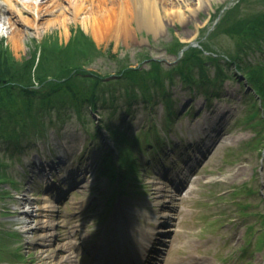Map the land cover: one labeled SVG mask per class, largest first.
<instances>
[{
	"label": "rangeland",
	"instance_id": "obj_1",
	"mask_svg": "<svg viewBox=\"0 0 264 264\" xmlns=\"http://www.w3.org/2000/svg\"><path fill=\"white\" fill-rule=\"evenodd\" d=\"M152 1L159 11L158 30L137 28L135 16H130L127 38L96 41L90 26L84 29L81 22L71 20L66 30L58 23L23 26L22 39L14 48L7 27L0 24V38L16 59L28 56L34 41L51 36L63 43L72 31L80 29L99 49V55L84 67L100 73L105 81L96 110L84 105L80 114L69 109L60 117L55 111L42 112L37 120L40 130H30L20 147L0 138V171L11 179L0 181V264H51L42 249L67 240L73 242L74 264H92L94 260L107 264L105 247L114 249L119 239L150 228L161 232L149 247L158 248L161 264H264V247L252 248L250 257L241 251L251 240L248 225L254 229L252 236L254 231H264L260 215L264 200L254 206L262 197L256 194L264 193V144L257 146L264 132L258 123L261 113L251 115L256 110L255 98L249 97L244 77L235 79L230 66L216 87L189 90L176 80L168 87L170 114L162 96L154 93V102L143 103L141 91L139 103L128 110L122 83H106L116 77L122 63L150 68V59L141 60L144 55L169 68L176 60L167 52L171 40L203 39L214 24L219 25L215 22L224 7L236 0ZM235 4L241 13L264 8L261 0ZM236 40L217 29L209 42L220 54L230 55L236 51ZM243 57L250 62L264 61V52H248ZM217 62L222 64L223 59L219 56ZM208 64L213 75L215 62ZM212 88H217L219 95L208 99L206 90ZM213 130L215 135L209 133ZM201 132L217 137L203 157L194 158L199 153ZM120 134L127 141L119 143L130 146L135 166L119 168L116 175L111 169L118 168L115 138ZM190 156L193 164L188 170L185 160ZM50 177L60 188L48 194L44 184ZM69 179L75 181L73 186L68 185ZM155 183L162 189L159 197ZM250 189L258 192L249 194ZM21 210L30 211L32 220H52L48 230L41 229L51 233L48 241L36 237L39 228L24 230L22 222L32 221L29 215L19 213ZM252 240L259 243L261 236ZM140 248L133 245L126 250L139 253ZM125 260L133 261L130 256L124 257L123 264Z\"/></svg>",
	"mask_w": 264,
	"mask_h": 264
},
{
	"label": "trees",
	"instance_id": "obj_2",
	"mask_svg": "<svg viewBox=\"0 0 264 264\" xmlns=\"http://www.w3.org/2000/svg\"><path fill=\"white\" fill-rule=\"evenodd\" d=\"M218 23L215 31L208 36L215 35L217 29H220L237 39L236 51L221 57L222 64L217 62L218 55L204 54L201 49L190 47L167 69H163L157 59H150V68L147 70L122 63L117 69L116 77L108 79L106 83H110L109 85L122 83L123 94L127 96L126 102H129L128 110L133 103H139L141 91L143 103L154 102V93L162 96L170 114L173 111L172 98L168 95L169 85L180 80L189 90L205 89L208 85L216 87L219 77L227 76L226 71L230 66H234L237 70L232 71L233 77L239 79L236 71L246 76L251 87L249 97L259 99L258 105L255 98L256 110H253L252 115L263 111L258 123H261L264 132V61L252 63L243 57L248 51H264V8L241 13L238 4H234L223 13ZM56 41V38L51 36L43 37L38 42L34 41L30 54L16 59L0 38V138L11 141L13 147H18L23 138L29 137L30 130L34 132L40 130L37 120L42 112L55 111L60 117L66 115L69 109L80 114L84 105H89L92 110L98 107L99 90H104L105 81L102 80L103 75L85 69L84 65L99 55V49L78 28L72 31L66 42ZM172 41L167 50L176 53L182 43L177 39ZM206 42H202V47L211 48ZM143 58L148 56L145 55ZM212 62H215L213 75L210 74L208 64ZM206 93L208 99L219 95L217 88L206 90ZM111 94L114 98L113 91ZM104 99L103 96L102 100ZM112 102L113 99L110 103ZM107 130L115 132L114 129ZM258 132L261 133V130ZM261 135L264 141V133ZM92 137H95V134ZM115 139L118 141L116 159L118 168L132 169L135 160L131 148L126 143H119L126 142L127 138L120 134V137ZM145 139L149 141L147 134ZM263 141L261 140L262 143ZM118 168L113 166L111 170L117 174ZM5 179L11 180L0 171V181Z\"/></svg>",
	"mask_w": 264,
	"mask_h": 264
},
{
	"label": "bare ground",
	"instance_id": "obj_3",
	"mask_svg": "<svg viewBox=\"0 0 264 264\" xmlns=\"http://www.w3.org/2000/svg\"><path fill=\"white\" fill-rule=\"evenodd\" d=\"M158 12L152 0H2L0 2V24L7 27L11 44L17 48L22 39L21 31L24 32L23 26L38 27L41 23L44 27L58 23L66 30L67 22L75 20L81 22L84 29L90 26L94 40L99 41L104 37L116 39L129 37L130 16L132 19L135 16L137 28L144 26L149 30L157 31L158 25L161 24ZM180 14L175 16L178 20L181 18ZM155 184L156 197H159L162 189L159 184ZM29 212L21 210L19 213L27 216L31 214ZM30 216L28 217L32 221L31 224L27 221L22 222L24 230H28V227L29 229L39 228L40 233L36 237L43 242L48 241L51 233L47 232L46 226L50 225L52 220L49 218L32 220ZM42 228L47 230L41 231ZM34 237L32 235V239ZM70 244L73 242L69 240L58 241L54 247H50L51 244L47 245V248H50L45 249V247L42 253L51 264H74L72 256L74 252Z\"/></svg>",
	"mask_w": 264,
	"mask_h": 264
}]
</instances>
